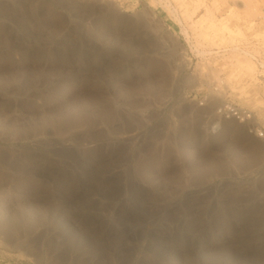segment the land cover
<instances>
[{
	"label": "rangeland",
	"instance_id": "374dc122",
	"mask_svg": "<svg viewBox=\"0 0 264 264\" xmlns=\"http://www.w3.org/2000/svg\"><path fill=\"white\" fill-rule=\"evenodd\" d=\"M249 38L264 0H0V264H264Z\"/></svg>",
	"mask_w": 264,
	"mask_h": 264
},
{
	"label": "built area",
	"instance_id": "2783aa9c",
	"mask_svg": "<svg viewBox=\"0 0 264 264\" xmlns=\"http://www.w3.org/2000/svg\"><path fill=\"white\" fill-rule=\"evenodd\" d=\"M241 54L253 61L257 67L256 79L261 91L264 93V39L249 38L244 45L238 47ZM220 114L226 119L248 121L253 112L249 107L239 106L233 101H227L219 108ZM260 137H264V130H257Z\"/></svg>",
	"mask_w": 264,
	"mask_h": 264
},
{
	"label": "bare ground",
	"instance_id": "6f19581e",
	"mask_svg": "<svg viewBox=\"0 0 264 264\" xmlns=\"http://www.w3.org/2000/svg\"><path fill=\"white\" fill-rule=\"evenodd\" d=\"M246 3V2H245ZM245 3H243V6H241V7H246V6H248L247 5V3L245 4ZM226 20H228V19H226V18H224V16L222 17V19H220V25H218V24H215L214 23V21L213 22H211V23H206L205 24V22L206 21H202V22H204V26H205V31H204V34L206 35V37L208 36V37H210V35H211V33L212 32H215V33H217L218 32V30H223V29H225V27H226V29H227V24H226ZM203 24V23H202ZM203 26V25H202ZM221 34V33H220ZM243 61H245V63L248 65V66H250V68H251V60L248 58V59H245V60H243ZM254 63V62H253ZM240 77V76H239ZM230 78V77H229ZM229 80V79H228ZM244 92H246V91H244V90H241V94H240V97H243L242 96V94L244 93ZM252 94H249V95H246V98L247 97H249V96H251ZM262 103H261V101H259V103H258V105L260 106V107H262V105H261Z\"/></svg>",
	"mask_w": 264,
	"mask_h": 264
}]
</instances>
